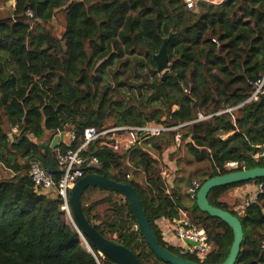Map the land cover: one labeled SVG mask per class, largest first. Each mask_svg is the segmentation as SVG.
<instances>
[{
    "label": "trees",
    "instance_id": "16d2710c",
    "mask_svg": "<svg viewBox=\"0 0 264 264\" xmlns=\"http://www.w3.org/2000/svg\"><path fill=\"white\" fill-rule=\"evenodd\" d=\"M11 1L5 11L7 0H0V161L6 169L0 174V264H115L89 239L94 253L84 246L61 197L35 189L31 162L45 156L39 142L62 128L76 131V147L88 126L151 124L185 125L121 149L102 137L90 145L100 160L90 171L135 186L158 242L202 262L165 240L158 224L187 211L213 245L203 262L223 263L233 229L202 211L196 199L186 202L189 193L161 174L159 153L165 156L176 145L199 162L209 161L212 170L201 185L228 173L230 160L264 167V158L254 156L264 144V93L247 101L252 82L264 75V0L201 1L197 9L184 0ZM58 12L65 21L61 38L46 27ZM169 36L171 71L164 80L155 55ZM199 111L214 115L195 121ZM13 126L17 141L11 140ZM71 146L60 143L54 157ZM53 173L61 177L58 168ZM248 182L264 186V177L215 187L209 201L242 222L245 239L235 264H264V190L242 213L220 199ZM82 201L103 235L124 243L142 264H166L149 247L123 194L88 187Z\"/></svg>",
    "mask_w": 264,
    "mask_h": 264
},
{
    "label": "water",
    "instance_id": "95a60500",
    "mask_svg": "<svg viewBox=\"0 0 264 264\" xmlns=\"http://www.w3.org/2000/svg\"><path fill=\"white\" fill-rule=\"evenodd\" d=\"M170 37L171 36L164 39V43L159 53L155 55L157 70L159 73L168 70L171 66L167 49V43ZM166 76L167 74L164 73V80L166 79ZM65 137L66 131L62 128L39 142L45 156H38L37 160L44 164L47 172L57 171L56 159L53 155V150L56 149L60 143L65 141ZM93 168L94 166H87L85 168L88 172L79 178L72 188L69 196V204L74 216V226L83 238L86 240L89 239L93 243L99 253L109 257L115 264H142L141 260L133 250L127 247L124 243L118 240L110 239L103 235L96 228L95 221H90L87 218L82 207V196L88 187L105 188L123 194L128 199L135 212L138 223L137 227L143 231L149 247L166 264H208L189 260L162 246L154 234L141 201L140 194L136 187L130 183L112 179L106 173L91 172L90 170ZM262 177H264V167L262 166L247 168L244 170H235L207 179L197 192L196 201L200 209L209 213L211 216L219 217L227 222L234 232V242L230 253L226 260L220 264H235L245 239V233L240 218L228 210L212 205L209 201V193L213 188L218 186L256 180ZM190 185H193L192 180H190ZM187 242L190 244L194 243L189 240H187ZM89 251L94 252L90 244Z\"/></svg>",
    "mask_w": 264,
    "mask_h": 264
},
{
    "label": "built area",
    "instance_id": "2783aa9c",
    "mask_svg": "<svg viewBox=\"0 0 264 264\" xmlns=\"http://www.w3.org/2000/svg\"><path fill=\"white\" fill-rule=\"evenodd\" d=\"M186 4L191 9H197L198 5L201 1H209L214 4H223L225 0H184ZM254 86V90L251 96L247 101L256 100L259 96L264 93V75L252 82ZM185 90H188L185 88ZM240 105V104H239ZM239 105L229 107L223 112H233L235 108ZM214 114H205L202 111H199L197 114V118L195 121L204 120L208 117H211ZM182 125L178 126H163V125H144V126H128V125H120V126H111L105 129H98L96 126H88L84 129L82 134V139L80 140V144L76 147L71 146L74 142H76L78 135L76 131H71L68 133L69 142L68 144L71 146L66 151H62L57 149L56 151V163L57 168L61 172V177L57 178L53 172H47L43 163L39 160H34L31 162L30 166V176L32 181L34 182L35 189L38 191H48L53 196H59L63 200L62 208L67 211V214L71 216L70 204H69V196L72 188L76 184L77 180L84 176L88 171H86L87 166L97 167L100 165V160L98 156L94 155L90 151V145L92 143H96L100 138L104 137L102 140L103 143H106V140L114 139V147L116 149H121L125 147H129L136 143L143 144V139H148L153 136H160L164 132L179 128ZM17 127H12L11 140L17 141L18 138L14 137V133L17 132ZM127 132L130 133V137L126 138V144H121L122 135ZM175 140L177 144H180L182 140V133L177 132L175 135ZM261 149L254 155L257 158H264V144L259 146ZM146 149L145 146H143ZM90 153H86L89 152ZM229 172L235 170H244L247 169L246 163L242 160H230L227 161L224 166ZM163 176H168L167 171H161ZM130 174H127V177H130ZM168 183L171 184V180L168 179ZM201 187V183L198 181H193V185L189 188V195L192 199H196L197 192ZM264 190L263 183H259L257 190L253 192L252 197L249 201H247L244 206L245 208L250 205L252 202L257 200L258 194ZM52 192V193H51ZM171 221L173 231L175 236L182 242L179 245L180 252L182 254H195L197 255L201 261L203 262L206 256L212 251L213 245L210 241L209 235L205 228L195 224L187 211L181 210L179 216L174 217ZM193 241V244L187 242Z\"/></svg>",
    "mask_w": 264,
    "mask_h": 264
},
{
    "label": "rangeland",
    "instance_id": "374dc122",
    "mask_svg": "<svg viewBox=\"0 0 264 264\" xmlns=\"http://www.w3.org/2000/svg\"><path fill=\"white\" fill-rule=\"evenodd\" d=\"M2 2H0L1 4ZM12 5L11 0H7V6H3L1 4V8L5 11L8 10ZM46 27L57 37L61 38L64 31H65V21H64V15L62 12H58L56 16L47 24ZM171 69L169 68L166 71L160 72L159 74L162 76L164 73L170 72ZM137 97H141L138 92H136ZM7 127V126H6ZM9 127V131H10ZM12 133V130L10 131ZM130 137V133L125 132L121 139V144H126V138ZM46 139V138H45ZM160 160H163L162 162V171L166 170L168 174V179L171 180V184H180L186 193H189L190 188V180L192 181H198L199 183H202L204 178L207 177V175L212 170V164L205 160L202 162L197 161L194 159V157L190 154L189 150L187 148H181L176 145H172L170 149L166 152L165 156L164 154L159 153ZM171 163H168V162ZM172 164L173 168L170 167ZM133 171V170H131ZM130 171V172H131ZM6 172V169L2 162L0 161V174H4ZM137 178L141 180V175L137 174ZM239 187V186H238ZM238 187H233L229 189L226 193H224L220 199L225 201L228 204V207L231 210H234L236 212L242 213V210L245 209L244 204L250 200V198L253 195V192L251 193H244L245 190L238 189ZM94 198L101 196L98 194H93ZM188 199V200H187ZM192 199L190 196L186 197V202H191ZM68 219L73 222L72 215H68ZM74 223V222H73ZM81 239L83 241V244L86 248L89 249L88 241L81 236Z\"/></svg>",
    "mask_w": 264,
    "mask_h": 264
},
{
    "label": "crops",
    "instance_id": "0c3cea01",
    "mask_svg": "<svg viewBox=\"0 0 264 264\" xmlns=\"http://www.w3.org/2000/svg\"><path fill=\"white\" fill-rule=\"evenodd\" d=\"M68 133L69 132L66 131L65 141L67 143L69 142ZM168 163H171V162L169 161ZM170 167L173 168L172 164L170 165ZM136 179L138 180L137 176H136ZM189 186L191 187V185H189ZM257 187H258V183H256V182H248V183H245V184L239 186L238 189L245 190L244 193H246V190H247V193H251V192H255L257 190ZM158 224H159V226H160V228H161V230L163 232V236H164L165 240H167L169 243H171V244H173L175 246L182 243L175 236L174 231H173V227H172V224H171V221L169 219L163 217V218H161V219L158 220Z\"/></svg>",
    "mask_w": 264,
    "mask_h": 264
}]
</instances>
